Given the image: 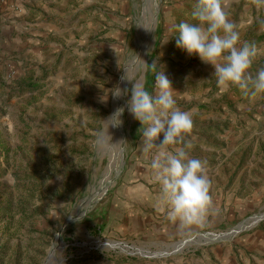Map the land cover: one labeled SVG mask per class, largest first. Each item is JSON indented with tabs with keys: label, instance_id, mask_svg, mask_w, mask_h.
Here are the masks:
<instances>
[{
	"label": "rangeland",
	"instance_id": "obj_1",
	"mask_svg": "<svg viewBox=\"0 0 264 264\" xmlns=\"http://www.w3.org/2000/svg\"><path fill=\"white\" fill-rule=\"evenodd\" d=\"M196 2L54 0L48 15L25 19L39 34L31 57L18 52L22 15L0 11V264H248L241 240L254 229L212 244L198 238L264 214V93L222 90L210 65L175 47L174 26L194 23ZM222 4L241 43L257 48L255 76L264 68V0ZM160 70L192 114L178 146L190 143L210 177L212 207L200 225L181 226L155 206L160 187L140 123L126 108L121 126L105 122L132 82L154 92ZM116 86L129 95L114 99ZM182 242L173 255L149 256ZM223 244L233 262L208 251Z\"/></svg>",
	"mask_w": 264,
	"mask_h": 264
},
{
	"label": "clouds",
	"instance_id": "obj_2",
	"mask_svg": "<svg viewBox=\"0 0 264 264\" xmlns=\"http://www.w3.org/2000/svg\"><path fill=\"white\" fill-rule=\"evenodd\" d=\"M191 17L194 23L175 24V47L210 65L211 76L222 90L236 86L245 93H264V68L255 76L249 73L257 48L253 43H241L237 26L229 19L222 0H197ZM122 79L128 80L125 76ZM109 91L114 99L129 95L128 89L118 86ZM174 91L161 70L155 76L154 92L132 82L125 106L116 108L105 122L121 126L126 108L140 123L142 151L152 155L150 167L160 187L155 206L170 221L187 227L202 224L210 211L211 181L206 162L189 155L190 143L178 146L191 131L193 120L189 111L176 105ZM107 98L102 96V102Z\"/></svg>",
	"mask_w": 264,
	"mask_h": 264
},
{
	"label": "crops",
	"instance_id": "obj_3",
	"mask_svg": "<svg viewBox=\"0 0 264 264\" xmlns=\"http://www.w3.org/2000/svg\"><path fill=\"white\" fill-rule=\"evenodd\" d=\"M52 2H54V0H2V4L0 3V11L4 13L2 16H7L9 18L22 15L23 20L21 21V26L16 28V30L18 31L16 32V41L19 43L26 42L23 46H18V52H21L22 55H27L29 57H31V55H34V52H36L35 45L37 43L36 37L37 35H39L38 32H35L32 29V23H30V21H25V19L30 20V17H32V21H34L35 17L36 19L38 18L37 14L40 15L41 12L48 15V6ZM21 27L24 29V32L20 31ZM10 33L12 32L9 31V34ZM19 33H24L23 40L17 37ZM262 220H264V218L258 220L253 219L247 225H245V229L235 233L236 235L238 233L245 231L247 232L254 229L251 233L246 234V236L241 240V246L245 252L244 260H246L247 258L248 264H264V222L260 223ZM169 230L167 229L166 232V235L168 236ZM212 243L214 242H206V244ZM223 245L224 246H220L218 249L210 248L208 251L215 255H221L224 251L226 253V257L224 259L225 263L233 262L235 258L232 249L226 246V244ZM240 261L243 262L241 259Z\"/></svg>",
	"mask_w": 264,
	"mask_h": 264
},
{
	"label": "water",
	"instance_id": "obj_4",
	"mask_svg": "<svg viewBox=\"0 0 264 264\" xmlns=\"http://www.w3.org/2000/svg\"><path fill=\"white\" fill-rule=\"evenodd\" d=\"M264 218V214L263 215H260L258 218H255L256 220L258 219H262ZM245 229V225L241 224L239 225L237 228H236V231H233V232H230V233H227V234H222V235H208V237H200L198 238V240H204L206 242H216V241H220V240H225L226 238H228L230 235L232 234H235L236 232H239L241 230ZM186 242H182V243H179V244H176L172 247V250L169 251V253L167 252H164V253H155L153 255H149V256H153V257H165V256H169V255H173L175 253H177L179 250L182 249V247L185 245ZM108 246V245H107ZM127 249L129 247H126ZM137 254H142L140 253L139 251H135ZM143 256H145V254H143Z\"/></svg>",
	"mask_w": 264,
	"mask_h": 264
},
{
	"label": "trees",
	"instance_id": "obj_5",
	"mask_svg": "<svg viewBox=\"0 0 264 264\" xmlns=\"http://www.w3.org/2000/svg\"><path fill=\"white\" fill-rule=\"evenodd\" d=\"M34 87V84L31 82H28L24 88Z\"/></svg>",
	"mask_w": 264,
	"mask_h": 264
}]
</instances>
